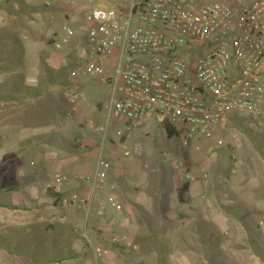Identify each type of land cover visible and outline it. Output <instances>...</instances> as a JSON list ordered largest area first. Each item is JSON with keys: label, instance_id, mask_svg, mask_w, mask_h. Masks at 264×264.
<instances>
[{"label": "crops", "instance_id": "obj_1", "mask_svg": "<svg viewBox=\"0 0 264 264\" xmlns=\"http://www.w3.org/2000/svg\"><path fill=\"white\" fill-rule=\"evenodd\" d=\"M12 1L15 3L11 6L14 7L20 0ZM21 1L39 3L40 0ZM45 1L41 0V3ZM98 1L105 4L104 0ZM89 2L91 0H87V3ZM55 3L53 7L51 6L53 12L44 9L47 12L39 13L41 21H36L35 25L31 20L33 15L28 14L29 7L22 4L26 8L22 10V13L26 14L23 16L21 13L22 20H26L25 26L39 38L32 45L25 43L23 45L28 58L26 65L28 77L25 81L30 84L25 88L34 91L33 96L24 99V105L30 103L31 110L28 113L35 110L34 113L39 115L26 120L23 117L24 108L14 106L12 109H16L14 121L0 120L6 128L0 132V139L3 140L0 142V158L8 156L11 159L10 165L3 166L7 169L1 177L13 178L10 182L0 183V228L5 230L14 227L8 236L19 242L16 247L0 244V264H135L134 259L144 257L147 245L145 242L149 241L152 249L161 248V233L164 230L151 226L153 222L148 218H164L173 222L176 227L167 231L171 238L177 237L181 230H191L194 220L208 222L210 210L200 197L205 194L206 186L201 180L192 177L187 202L181 203L177 198V185L181 182L171 192L162 193L163 185L157 186L159 189L151 192L147 174L129 159L123 160L119 157L120 152H116L115 148H111V152L108 151L109 158H102L101 146L108 140L101 138L102 134L96 129L103 123L104 114L95 106L103 104L102 96L97 89L88 87L89 84H100L83 81L80 78L70 79L69 74L70 65L75 60L71 52L73 48L70 46L81 37L84 38L82 29L86 27L85 14L92 7L88 4L85 7L84 0H77L73 4L67 3L66 0H56ZM0 15L9 16L8 20L14 17L7 9H1ZM55 17L62 21L58 31L62 32L61 26L62 28L69 26L75 29L77 35L63 49L56 50L50 47L46 51L44 46L51 45L48 41L56 31L50 23ZM16 31L19 32L17 29ZM23 39L25 37L22 36ZM36 48H39L40 52L32 58L31 51L38 50ZM76 94H84L85 100L77 105L71 104L69 97ZM64 102H67L68 109L62 110ZM45 104L48 108L44 107ZM13 122L16 125L12 124ZM13 127L19 131L12 134L10 131ZM258 137L250 135L248 141L252 143ZM109 142L112 144L111 140ZM250 147L252 151L250 154L257 158L259 155L252 146ZM226 148L227 146L221 149L205 147L200 153L191 155L201 162L199 169L205 173L211 166L212 152L222 153ZM100 159L110 161L111 171L105 184L91 194V187L78 182L76 178L95 172ZM258 159L264 164L262 156ZM118 161L124 164L125 170L116 166ZM190 164L189 168L193 171L192 166H195V162L191 160ZM178 166L182 167L180 180L188 181L183 179V174L189 172L185 160L183 166L181 164ZM56 172L69 178L64 196L45 190L46 182ZM237 174L240 181L236 184V191L241 201L238 215L240 217L250 210L256 212L259 220H256L254 225L244 224L246 228L252 226L250 228L252 231H247V234L256 231L255 233L264 235L261 228L263 226L264 229V166L253 167L248 172L243 169L241 173L238 166ZM71 190H77L84 198L92 199V209L88 213L77 206L62 203L64 197L68 198ZM166 198L173 204H186L188 209L183 207L177 211L171 207V210H166L167 207L163 204ZM101 205L105 206V209L102 214H97ZM38 214H43L48 219L58 214L67 219L62 221L57 218L54 223H39ZM96 248L102 249L105 255L100 261L96 258Z\"/></svg>", "mask_w": 264, "mask_h": 264}, {"label": "built area", "instance_id": "obj_2", "mask_svg": "<svg viewBox=\"0 0 264 264\" xmlns=\"http://www.w3.org/2000/svg\"><path fill=\"white\" fill-rule=\"evenodd\" d=\"M66 1L73 4L77 0ZM55 2L43 4L50 7ZM104 3L109 7L98 6L85 14V36L80 38L85 44L72 46L75 60L69 74L70 79L110 87V98L100 108L104 121L96 129L103 138L110 136L124 157L132 154L128 138L154 122L170 129L190 155L225 145L223 126L230 117L248 116L254 129L264 135L260 106L264 96V0ZM63 34L67 43L58 38L54 49H63L77 35L69 26L63 27ZM69 98L77 105L85 95ZM110 171V161L100 159L95 172L76 179L88 184L92 194L105 184ZM189 175L186 172L183 179L192 180ZM68 184L69 178L56 172L45 190L64 196ZM62 203L87 213L92 209V199L77 190H71ZM103 209L101 205L97 214ZM96 253L103 252L97 248Z\"/></svg>", "mask_w": 264, "mask_h": 264}, {"label": "rangeland", "instance_id": "obj_3", "mask_svg": "<svg viewBox=\"0 0 264 264\" xmlns=\"http://www.w3.org/2000/svg\"><path fill=\"white\" fill-rule=\"evenodd\" d=\"M11 1L12 0L0 1V10L7 9L9 14H14L11 20H8L9 16L0 15V120L5 119L7 121H14L16 114L14 112L16 109L12 110L14 106H22L25 110L23 117L29 120L35 118L39 114L34 113L35 110L32 111L33 113H28L31 110V105L30 103L24 105V99L27 100V96H33L34 91L25 88L30 84L25 81L28 77L26 67L28 58L25 52L26 48H24L25 46L23 45L24 43L32 45L39 40V38L25 26L26 20H22L21 13L23 12L22 10L26 8H24L22 4H26V6L29 7L31 13L28 12V14L33 15L31 20L35 25L36 21H41L39 13L44 12V9H47L48 12H53L51 9L57 3L53 4L52 7H45V5L41 3V0L39 3L37 1L26 3L20 0L18 3L16 2L14 8L11 4L15 2ZM87 4L92 8L98 6L109 7L107 4H102L98 0H91L89 3H87V0H84L85 7ZM47 10L45 12H47ZM36 13H38V15H34ZM22 15L25 16L26 14L22 13ZM61 22L62 21L58 19V17H55L52 22H50L51 27H54L53 29L56 28V31L53 32L51 39L48 41L51 45L58 38L62 40L64 44L68 41L66 35L63 34V30L62 32L60 30V28L63 29L62 26L59 28L60 31H58ZM65 24L66 23L63 25ZM16 29L19 30V32L16 31ZM22 36L30 40H22ZM76 43H79V45L83 47L85 39L81 42L79 39ZM51 45L44 46L45 49H47L46 51H48L50 47H53V45ZM74 45L75 43L72 44V46ZM36 49L38 50L31 51L30 56L32 58H35L40 52L39 48ZM5 82H7V84ZM88 87L98 90L102 96L101 100L103 104L108 102V98H110V87L108 85L89 84ZM62 104H64L62 105V110L68 107L67 102ZM95 106L96 108L98 107V109L101 108V105L95 104ZM260 106L264 110V96L262 102H260ZM44 107L48 108L46 104ZM251 123H253L252 120L246 115L230 117L225 122L223 134L226 137V143L223 147L227 146L228 150L231 151H228L227 148L222 151V153L213 151L211 154L212 157H210V159H212L211 166L205 173L200 170L201 162L194 159V156H190L189 152L182 147L180 139L177 137L168 138L165 128L158 122L148 123V126L145 125L143 130L137 129L133 135L128 138L127 142L132 150V154L128 157L123 156V151L115 141H111L114 147L112 146L109 142L110 136L105 138L108 141H105L103 146H101L102 158H109V156H107L108 151L110 150L111 152V148H115L116 152H120L119 157L123 160L129 159L134 165L140 168L144 174H147L150 179L149 189L151 192L159 189L157 186L160 185H163L162 193L171 192L174 187L181 182L180 185H177L178 191L182 184L185 183V181L180 180L182 167L178 166V164L183 166L184 160L185 165L188 166L189 173L192 174L190 177L201 180L202 184L206 186L205 194L200 195V197L210 210L208 222L204 221L201 223L200 220H194V226L191 230H181L178 232L180 234H178L177 237L172 236L171 238L167 234V231H171L176 227L173 222L164 218H148L154 224H151V226H155L154 228L161 229L162 231L164 230V233H161V248H156V250L152 249V244L149 241H147L148 243L145 242L147 245L145 246L144 257L138 260L134 259L133 262L135 264H264V235H262V233L257 234L255 233L256 231L252 234H247V231H252L250 229L252 226H248L249 228L245 227V225H254L255 221L259 220L258 214L250 210L245 214L243 213L240 217L238 215L241 203L237 196L238 192L236 191V184L240 181L239 175L237 174L238 166L240 173L243 172V169L245 172H248L253 167L260 168V166H264L258 159L259 156L264 158V135L260 130V132L255 130V126ZM12 124L16 125L14 122ZM115 127L116 125L112 128L113 132ZM1 130H6V128H4L0 122V132ZM11 130L10 132L12 134H14L13 132L15 131H19V129L15 127ZM250 135H258L259 137L256 141L251 143L248 141ZM101 138H103V136ZM1 141L3 140L0 139V142ZM250 146H252L255 153L259 155L257 158L250 154L252 152L249 149L251 148ZM223 147H220V149ZM10 160L8 156L6 158L3 156L0 158V183L6 181L10 182L11 179H13L1 177L7 169V167L3 166L5 164L10 165ZM191 160L195 162V166H192L193 171L189 168ZM116 166L125 170L124 164H122L121 161H118ZM8 167L10 168V166ZM19 167L22 166L19 165ZM204 174H207V176H202ZM42 176L44 175L42 174ZM39 178L41 179V177ZM163 204L167 207L166 210H171L173 208V210L180 211L182 210L181 208H186V204H173L172 202L170 203L167 198L166 201H163ZM51 217H56L54 220L55 222L57 221L56 219L61 216L55 214ZM51 217L48 219L47 216L38 214L39 223H54L51 222ZM66 219L67 218H65V221ZM13 228L14 227H8L5 230L0 228L1 245L18 246V240L8 236ZM261 228L263 231V226ZM102 252L103 250L101 249V253ZM103 256H105L104 252L96 258L100 261Z\"/></svg>", "mask_w": 264, "mask_h": 264}, {"label": "trees", "instance_id": "obj_4", "mask_svg": "<svg viewBox=\"0 0 264 264\" xmlns=\"http://www.w3.org/2000/svg\"><path fill=\"white\" fill-rule=\"evenodd\" d=\"M168 138L172 137V133L170 129H166ZM190 191V183L185 182L182 186L178 189L177 198L179 202L186 203L187 202V193Z\"/></svg>", "mask_w": 264, "mask_h": 264}, {"label": "bare ground", "instance_id": "obj_5", "mask_svg": "<svg viewBox=\"0 0 264 264\" xmlns=\"http://www.w3.org/2000/svg\"><path fill=\"white\" fill-rule=\"evenodd\" d=\"M99 111V110H98ZM103 115V114H102ZM100 119V118H99ZM263 134V133H262ZM204 150V149H203ZM197 179V178H196ZM188 182H190L189 180H188ZM102 214V213H101ZM96 251V250H95Z\"/></svg>", "mask_w": 264, "mask_h": 264}]
</instances>
